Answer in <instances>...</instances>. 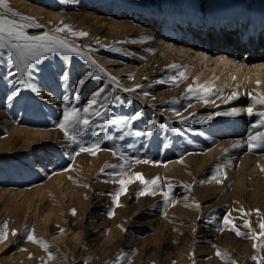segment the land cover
<instances>
[{"label": "rangeland", "instance_id": "374dc122", "mask_svg": "<svg viewBox=\"0 0 264 264\" xmlns=\"http://www.w3.org/2000/svg\"><path fill=\"white\" fill-rule=\"evenodd\" d=\"M8 5L44 26L27 29L30 35L63 25L88 33L80 37L65 30L58 35L80 45L82 52L117 78L121 89L141 88L131 94L114 93L112 111L105 118L108 122L91 124L84 137L92 139L97 132L104 138L94 149L96 154L80 153L69 162L67 154L75 146L60 147L69 141L55 122L64 103H75L72 86L89 68L86 61L74 55L51 57L41 63L32 81L40 94L21 87V95L9 101L13 85L6 81L14 77L4 74L15 72L16 67L8 68L7 53L0 56V233H8L0 242V264H264V236L260 235L264 231L260 227L264 223V163L238 164L225 147L214 148L218 130L238 132L242 121L248 131H254L250 125L256 115L216 113L229 112L239 98H249L245 89L238 91L243 81L254 97H264V70L253 80V73L244 72L242 82L234 78V88L224 80L232 73L229 69L196 56L202 50L218 51V40L208 46L201 41L208 20L209 34L215 35L214 27L227 34L228 43L223 45L232 58L246 59L248 66L263 60L264 36L253 35L257 19L264 21V0H8ZM156 13L163 14V19L153 24ZM235 20L242 22L244 32H250L246 38L241 39ZM238 42L245 46L236 48ZM117 48L120 51L113 50ZM65 65L70 71L67 87L59 79ZM172 65L185 73L175 84L169 79L177 75ZM198 74L204 81L197 80ZM208 78L212 81L207 82ZM161 79L165 82L158 83ZM102 81L108 82L106 78ZM102 81L86 82L79 104H85ZM189 85L219 90L218 98L205 103L203 98L190 97L186 93ZM233 92L239 98L226 103ZM135 112L143 114L141 120L125 121L124 117ZM253 112H264V106L257 104ZM182 117L187 121L181 123ZM152 120L159 125L149 134L145 124ZM36 130L41 134L33 133ZM117 145L125 152H114ZM250 151L260 155L264 148ZM129 157L140 162H129ZM169 161L177 162L168 165ZM121 164L126 165L122 178L132 182L127 183L117 205L109 194L122 186L110 181L101 169L110 172V165ZM65 167L69 171L62 170ZM136 173L149 181L159 177L156 195H138L144 185L135 179ZM167 182L173 184L170 197L175 202L165 214ZM109 209L114 211L111 217ZM226 213L234 218L233 224L223 223ZM234 229L248 235L239 236ZM29 234L48 246L28 240Z\"/></svg>", "mask_w": 264, "mask_h": 264}, {"label": "snow or ice", "instance_id": "6c2138e0", "mask_svg": "<svg viewBox=\"0 0 264 264\" xmlns=\"http://www.w3.org/2000/svg\"><path fill=\"white\" fill-rule=\"evenodd\" d=\"M0 8L4 9V11L0 12V56L7 53L8 68L11 69L12 66L16 67L15 72L9 70L4 74L5 77H14V79H8L6 81L7 83H11L13 85V90L7 99L11 101L14 97H19L21 95V87L31 89L32 92L36 93L37 95L40 94L41 89L32 81L34 75L39 73L42 62L48 61L53 56L67 58L70 55H74L81 57L86 61V64L89 66V68L85 70V73L82 75V77L78 79L72 86L75 103L69 101L62 105L61 117L57 122H55V126L63 130L64 137L69 141V145H61L60 147L64 148L71 147L73 145L75 146L73 150L67 154L69 162H73L75 157L80 153L89 152L95 155L96 152L94 149L99 148L100 144L103 143L104 138H102L99 133L93 132L92 139L85 140L84 137L88 133L90 125L93 123L108 122L105 118L108 116V113L112 111L111 104L114 103V93L122 90L131 94L134 93L137 88H141V86L137 85L135 88L121 89L117 78L108 75L106 70L100 67V65L97 64V62L92 59L90 55L82 52L80 50V45H76L70 42L66 37L58 35L65 30L70 32L73 36L80 37L87 36L88 33L83 31L74 32L69 25H63L62 27H56L52 31H45L38 35H30L27 29H41L44 26L35 22V18L33 17H27L20 14L19 12L13 11V9L8 5V0H0ZM9 13L11 15H9ZM113 50L120 51L118 48ZM170 67L177 69V75H172L169 77V79L174 84L179 82L178 76L180 79L185 78L184 71L178 69L176 65H172ZM102 78H106L108 82L104 83ZM59 79L63 82L65 87L68 86V82L70 80V71L67 65L64 66V70L60 73ZM90 80H101L102 86L97 87V90L91 94L85 104H79L80 89L86 84V82ZM157 82L164 83L165 81L161 79ZM111 84H115L116 87H111ZM218 92L219 90H214L212 87L205 85H198L196 89H193V86L189 85L188 89L186 90V93L190 97L197 99L203 98L205 103L210 101L214 102L212 98H218ZM144 95L147 96L148 93L145 92ZM238 98L239 94L233 92V94L229 97V100L225 102L227 103L232 100H237ZM251 103L264 106V97H252ZM172 111L175 112L177 116L180 115L179 111H177L175 108H173ZM245 112L249 117L253 115L257 116V120L250 125L254 131L248 134L245 143L250 150L264 148V131L261 130L264 129V112L254 113L252 107H248L244 110L233 107L229 112H217L216 115L239 117ZM142 116L143 114L141 112H135L130 116L124 117V119L129 124H131L134 121L141 120ZM187 119V117H182L181 123L186 122ZM208 119H211V117ZM111 122L115 123V119H111ZM207 122V120L199 121V123ZM158 125V121L152 120L147 122L145 127L147 132L151 134L154 128L158 127ZM164 127H168V125L165 124ZM172 131H176L178 134L183 135V133L178 129H172ZM134 134L141 135L140 132H136ZM123 138V136L120 137V139ZM241 146L242 145L240 143L232 145L234 148ZM116 150L125 152V150L120 149L118 145L113 149L114 152ZM128 160L129 162H140V160L135 157H129ZM109 167L112 168L113 171L105 172L104 169H101V173L107 175L110 181L118 182L122 186L115 193L109 194L113 196L118 205L119 196L127 191L126 185L132 181L131 179L125 180L122 178L125 174L126 165H110ZM116 169H119V171H116ZM62 170L67 171L69 169L65 167ZM217 171H219V169H217ZM212 178H216L215 174ZM135 179L139 180L144 185V188L138 192L139 196L156 195L157 191L160 190V184L158 183L159 177L153 178L151 181H149L144 178L142 173H136ZM149 186L153 187L150 188ZM167 188L168 191L163 192L165 214L166 208L170 205V203L175 202L174 196L170 197V193L172 192L173 188L172 182H167ZM195 206L199 207L198 204H195ZM73 214H75V210H73ZM108 215L109 217L113 216L114 211L109 209ZM229 216L230 213H226L222 218L225 225L233 224L234 218L229 219ZM245 224L250 227V222L245 221ZM260 227L261 229H264V223H262ZM4 228H7L6 224L4 225ZM234 230L239 236L248 235L246 233L240 232L237 229ZM7 235V231L0 233V242H3L5 239H7ZM12 235H16L15 231L12 232ZM260 235L264 236V231H262ZM27 239L37 243H44L45 247L48 246L47 242L42 241L40 238H37L32 234L27 235ZM49 255L51 257V253ZM124 255L125 254L121 253V258H123ZM217 255H220V253L218 252ZM253 259H255V257H253Z\"/></svg>", "mask_w": 264, "mask_h": 264}, {"label": "bare ground", "instance_id": "6f19581e", "mask_svg": "<svg viewBox=\"0 0 264 264\" xmlns=\"http://www.w3.org/2000/svg\"><path fill=\"white\" fill-rule=\"evenodd\" d=\"M155 18H153V24H155L156 23V21H160V20H162L163 19V14H161V13H156L155 15ZM191 17V16H190ZM155 19V20H154ZM210 19V18H209ZM241 19V18H240ZM148 20V19H147ZM205 20V19H204ZM251 21V20H250ZM233 22H235V27H236V30H238L240 33V37H241V39L242 38H246L247 37V35H249V33H247V32H244L242 29H241V24H242V22H240L239 20L238 21H233ZM209 24H210V22L207 20V21H205L204 22V25H203V30H202V32H203V34H205L204 36V39L203 40H201L203 43H204V46H208L207 44H209L210 45V43H211V41L214 39V40H218V44H217V47L216 48H218V51H216L217 53H209V52H207V51H203L202 50V52L200 51V52H197V57H199V59H203V61H205V62H207L208 60H210V59H212L216 64H221V66L224 68V69H229L232 73H230V74H227L224 78V80L225 81H227V83L228 84H230V85H232L234 88H235V81H234V78H237V82L239 83V82H242V80H244L243 78H245V77H243L244 75L243 74H245L244 72H246L247 71V74H249V75H251V73H253L252 74V78H250V80H253V79H257V78H259L260 77V72L262 71V70H264V59L263 60H261V61H258V62H256V63H253V65H250L249 64V66L247 65V64H245L244 63V61L246 60V59H240L239 60V58L237 59H235V58H232V55H230L229 53H227L226 51H228V48H226L223 44H226V43H228L227 42V37L225 36V32H222V30L220 29V28H216V27H214V29H216L214 32H215V35H211V33L209 34V30L211 29L210 28V26H209ZM229 25H233V24H231V23H229ZM168 26V25H167ZM194 26V25H193ZM200 26V25H199ZM224 26V25H223ZM213 27V26H212ZM218 27V26H217ZM184 28V27H183ZM168 29V28H167ZM187 29V28H186ZM194 29V28H193ZM253 29V28H252ZM169 31V30H168ZM175 31V30H174ZM180 31L181 32H186L185 31V29H180ZM197 31H199V30H197ZM243 31V32H242ZM254 31H255V34L253 35L254 37H260V35H262V36H264V21H262L261 19H257V23L255 24V29H254ZM195 32V31H194ZM183 34V33H182ZM187 34V33H186ZM202 34V35H203ZM227 35V34H226ZM261 36V37H262ZM260 39V38H259ZM168 40V39H167ZM208 42V43H207ZM239 44L241 43V42H238ZM262 43H263V45H264V41H262ZM182 45V44H181ZM185 46V45H184ZM229 46V45H228ZM242 46H245V45H242ZM241 46V44H240V46L238 45V46H236V48H238V47H242ZM166 47H167V45H166ZM234 48H235V45L233 46ZM181 48V47H180ZM175 49H176V47H175ZM184 47H183V50L182 51H184ZM204 49H205V47H204ZM206 49H207V47H206ZM197 50V49H196ZM200 50V49H199ZM212 50H214V49H212ZM231 50V49H230ZM211 52H213V51H211ZM215 52V51H214ZM231 52V51H230ZM250 54V53H249ZM236 56V55H235ZM247 56H248V54H247ZM246 56V57H247ZM234 57V56H233ZM245 57V58H246ZM258 60V59H257ZM260 60V59H259ZM244 63V64H243ZM244 66H246L248 69H246V67H244ZM215 74V72H213L212 73V75H214ZM245 75V76H248V75ZM201 75L202 74H198L196 77H197V80H201V81H204L202 78H201ZM232 77V78H231ZM233 79V80H232ZM206 81L207 82H210V81H212V78H208V79H206ZM246 82L247 81H243V83H241L242 85H240L239 84V87H238V91H240V90H243V89H245V93H247V96L249 97V98H239V100L237 101V102H235V103H232V104H234V105H236L235 107L236 108H239V109H241V110H243L244 108L246 109V108H248V107H252L253 109L256 107V105L257 104H252L251 103V98L252 97H254V95L252 94V92H251V90L250 89H246L245 87H246ZM237 84V83H236ZM256 84V83H255ZM210 87V86H209ZM263 87H264V85H263ZM248 88V87H247ZM52 92V91H51ZM249 94H251V95H249ZM51 95V94H50ZM49 95V96H50ZM243 95V94H242ZM48 96V95H47ZM53 96V95H52ZM58 97V96H57ZM56 97V98H57ZM243 97V96H242ZM245 97V96H244ZM257 97H258V95H257ZM261 97V96H260ZM55 99V98H54ZM47 100V99H46ZM50 100H52V99H50ZM58 100V99H57ZM221 100V99H220ZM52 101H54V100H52ZM52 103V102H51ZM55 104V103H54ZM61 104V103H60ZM232 106V105H231ZM234 106H232L231 107V109L233 108ZM192 108H193V106H192ZM199 108V107H198ZM230 108V107H229ZM226 109V108H225ZM230 109V110H231ZM204 110V109H203ZM227 110H228V108H227ZM226 110V111H227ZM229 111V110H228ZM209 114V113H208ZM2 116H3V114H2ZM248 118V120L250 119L249 117H247ZM234 119V118H233ZM257 119V118H256ZM247 121V120H246ZM241 125H242V127L240 126V129H238L239 131L237 132V130H232V131H229V130H226L225 128V130L226 131H229V132H227L228 134H226L224 131H217L216 133H217V139L216 140H219L218 141V144H217V146L215 147L214 146V148H216L217 150H221V149H223V147H225L226 148V152H227V155H229L230 156V159L231 160H233V162H238V164H239V162L240 163H242V162H247V164H249V165H251L252 163H254V161H258V160H260V161H262L261 163H264V159H263V157H264V153L263 154H260V155H256V154H254V153H252L251 151H250V149H249V147L247 146V144L245 143V141H246V139H247V136H248V134L250 133V131H248V129L247 128H245V126H243V124H245L244 122H242L241 121V123H240ZM16 126V125H15ZM224 126V125H223ZM18 127V126H17ZM235 127V126H234ZM237 128V127H236ZM262 130V129H261ZM41 131V130H40ZM38 132L37 130L36 131H34L33 133H35V134H37V133H40L41 134V132ZM51 131V130H50ZM263 131V130H262ZM231 133H233V134H231ZM247 134V135H246ZM59 135V134H58ZM235 135V136H234ZM221 137V138H220ZM61 138V137H60ZM257 139H259V138H257ZM215 142H217V141H215ZM237 143H240L242 146L241 147H238V148H234V147H232V145H234V144H237ZM216 144V143H215ZM210 146H211V144H210ZM214 148H213V150H214ZM211 151V150H210ZM225 151V150H224ZM213 152V151H212ZM208 153V152H207ZM200 154V153H199ZM210 154V153H209ZM214 155H216V154H214ZM222 155V154H221ZM197 156H198V154H197ZM94 157V156H93ZM192 157H194V156H192ZM205 157H206V155H205ZM214 157V156H213ZM80 158V157H79ZM187 158V157H186ZM185 158V159H186ZM196 158V157H195ZM99 159V158H98ZM92 160V159H91ZM187 160V159H186ZM189 160V159H188ZM103 161V160H102ZM205 161V160H204ZM209 161V160H208ZM97 162V161H96ZM177 161H169V163H168V165H174L175 163H176ZM199 162V161H198ZM103 163V162H102ZM202 163H204V162H202ZM260 163V162H259ZM181 164V163H180ZM196 164V163H195ZM198 164V163H197ZM183 165V164H182ZM254 165H257L256 163H254ZM160 167V166H159ZM181 167V166H180ZM169 169H170V167H169ZM177 169V168H176ZM181 170V169H180ZM69 171V170H68ZM168 172V171H167ZM67 173V172H66ZM65 173V174H66ZM63 174V173H62ZM170 174V173H169ZM64 175V174H63ZM203 238V237H202ZM203 240V239H202Z\"/></svg>", "mask_w": 264, "mask_h": 264}]
</instances>
